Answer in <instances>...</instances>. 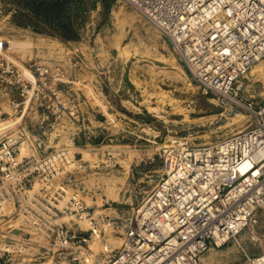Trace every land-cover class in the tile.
<instances>
[{
  "label": "rangeland",
  "instance_id": "rangeland-1",
  "mask_svg": "<svg viewBox=\"0 0 264 264\" xmlns=\"http://www.w3.org/2000/svg\"><path fill=\"white\" fill-rule=\"evenodd\" d=\"M0 37V139L16 135L21 155L65 149L73 162L61 179L92 216L61 215L86 238L68 246L27 224L31 237L14 240L0 264L94 262L119 247L167 171V149L223 140L247 128L251 109L264 102V58L243 77L242 104L222 102L200 89L167 35L124 0H0ZM255 213L202 263L264 253V206Z\"/></svg>",
  "mask_w": 264,
  "mask_h": 264
},
{
  "label": "built area",
  "instance_id": "built-area-1",
  "mask_svg": "<svg viewBox=\"0 0 264 264\" xmlns=\"http://www.w3.org/2000/svg\"><path fill=\"white\" fill-rule=\"evenodd\" d=\"M124 1L167 35L204 93L241 103L243 77L264 58V0ZM251 113L247 128L223 140L169 147L167 171L122 244L94 262L70 264H203L212 245L250 226L264 206V102ZM18 148L16 135L0 139V254L31 237L27 224L63 246L86 239L60 221L63 214L92 221L79 192L61 179L72 157L65 149L21 155ZM237 264H264V253Z\"/></svg>",
  "mask_w": 264,
  "mask_h": 264
},
{
  "label": "bare ground",
  "instance_id": "bare-ground-1",
  "mask_svg": "<svg viewBox=\"0 0 264 264\" xmlns=\"http://www.w3.org/2000/svg\"><path fill=\"white\" fill-rule=\"evenodd\" d=\"M3 39H4V38L0 37V49H1V48H5V46H6L5 42H3ZM11 43H14V42L12 41ZM15 43H16V41H15ZM15 43H14V44H15ZM26 43H27V42H26ZM20 44H21V43H20ZM23 44H24V43H23ZM28 44H29V43H28ZM28 44H27V45H28ZM31 44H32V43H31ZM15 45H18V44H15ZM10 47H11V46H10ZM25 73H26V72H25ZM28 75H29V74H28ZM29 77H30V76H29ZM35 77H36V76H35ZM31 78H32V77H31ZM3 125H4V124H3ZM3 125H2V126H3ZM6 125H7V123H6ZM12 125H13L12 123H9L7 126L9 127V126H12ZM4 126H5V125H4ZM4 126H3V127H4ZM7 126H5V127H7ZM8 127H7V128H8ZM1 129H2V128H1ZM142 205H143V204H142ZM142 205H141V206H142ZM34 231H35V230H34ZM218 237H219V239H218L219 242H222L223 239L226 238V237L224 238V236L221 235V234H220ZM96 239H97V238H96ZM202 258H203V256H202Z\"/></svg>",
  "mask_w": 264,
  "mask_h": 264
}]
</instances>
